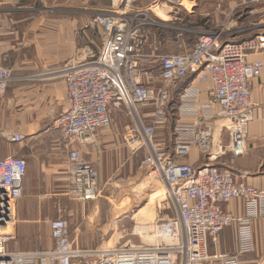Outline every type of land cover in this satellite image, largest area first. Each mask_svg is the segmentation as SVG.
Returning <instances> with one entry per match:
<instances>
[{"label":"built area","instance_id":"1","mask_svg":"<svg viewBox=\"0 0 264 264\" xmlns=\"http://www.w3.org/2000/svg\"><path fill=\"white\" fill-rule=\"evenodd\" d=\"M182 1L156 0L136 7L139 0H111V7L89 22L103 31L100 53L92 60H71L36 76L65 84L68 107L55 128L68 148V196L81 204L98 199L96 166L71 145L93 143L94 134L110 126L111 111L124 110L131 125L122 134L123 143L130 157L141 156L138 169L144 177L161 184L164 202L175 212V234L166 244L85 249L74 247L68 222L60 217L49 222L51 251L10 253L7 247L15 240L16 204L23 195L26 163L6 157L0 160V264H240L239 256L251 251L248 225L252 219L264 221V191L238 181L230 170L194 166L184 159L197 148L210 160L214 147L210 122L216 126L221 154L238 158L248 151L246 139L253 119L250 85L264 72V61L248 62L247 56L264 49V35L227 42L222 38L227 32L222 30L192 31L199 37L191 48L146 56L144 48L157 50L165 32L186 30L172 24L180 19V12L189 14ZM237 1L253 7L261 0ZM145 58L154 65L151 71L142 67ZM191 74L209 80L205 101L197 89L187 86L178 96L179 105H174L173 91ZM10 82V70L0 65V95ZM176 114L190 116L193 122L175 125L172 146L160 144L156 131L166 128ZM223 132L226 147L221 143ZM3 137L11 144L24 139L16 132ZM231 200L243 203L245 218L222 209ZM233 224L238 225L239 253L210 255L209 245Z\"/></svg>","mask_w":264,"mask_h":264},{"label":"crops","instance_id":"2","mask_svg":"<svg viewBox=\"0 0 264 264\" xmlns=\"http://www.w3.org/2000/svg\"><path fill=\"white\" fill-rule=\"evenodd\" d=\"M155 1L139 0L136 7H145ZM187 1L195 4V0ZM110 7L111 0H0V65L8 68L11 75L7 90L0 95V160L19 157L26 163L23 195L16 204L15 240L7 247L10 253L51 251L53 241L49 222L61 217L67 220L69 226L77 217L74 207L80 202L76 203L67 194L65 164L68 148L63 145L55 128L56 120L68 107L65 84L60 79L36 76L71 60L94 59L101 51L104 35L100 27L92 28L89 22L97 15L96 11ZM196 7L194 5L193 8ZM158 14L166 18L162 13ZM163 36L161 40L166 42ZM247 38L243 36L239 40ZM172 40L177 42L179 37L173 36ZM159 48L153 51L145 47L143 53L146 56L153 52L159 54ZM259 60L264 61V49L247 56L248 62ZM149 61V58L144 60L145 63ZM187 86L197 89L201 101H205L210 88L209 80L206 77L198 80L196 74H191L173 91L174 105H179L178 96ZM249 99L253 119L246 139L248 151L244 156L233 158L228 153L221 154L216 126L210 122L208 129L212 133L214 131L210 160L207 161L194 148L184 161L194 166L212 165L230 170L238 181L264 191V72L252 80ZM139 111L146 113L141 108ZM192 122V117L176 114L171 120L170 132L162 130L158 134L157 131V142L172 146L175 125ZM130 125L131 120L124 110L111 111L110 126L98 130L93 143L71 145L79 151L83 160L96 166L98 187L116 182L128 183L136 175L132 158L122 140L123 132ZM9 132L21 134L23 141L17 144L7 142L3 136ZM221 143L223 147L228 143L225 132L222 133ZM95 201L80 204L85 210L93 207ZM152 205L151 199L147 207ZM222 209L237 218H245L244 205L240 200H231ZM83 227L80 225L75 229L74 247L81 248L88 236L85 230L82 233ZM248 231L251 251L241 254L239 263L261 264L264 261V221L259 218L250 220ZM89 232L90 236L93 235L92 231ZM239 251L237 224L224 228L216 242L209 245L210 255Z\"/></svg>","mask_w":264,"mask_h":264},{"label":"rangeland","instance_id":"3","mask_svg":"<svg viewBox=\"0 0 264 264\" xmlns=\"http://www.w3.org/2000/svg\"><path fill=\"white\" fill-rule=\"evenodd\" d=\"M194 5L197 7L192 9ZM185 7L189 14L180 12V19L171 23L186 30L165 32L163 40L167 41H162V47L160 45L158 50L160 55L179 53L191 48L199 37L192 31L222 30L227 32L222 36L227 42H240L245 40H239L243 36L252 38L257 34L264 35V0L253 7L242 6L237 0H195V4L187 1ZM193 11L196 12L194 16ZM100 12L102 11H96L97 14ZM170 36H178L179 40L171 41ZM142 65L150 71L154 66L151 62ZM153 71L157 74L156 69ZM170 127L171 122L166 128L157 130L158 134L162 130L170 132ZM131 158L136 175L128 183L101 185L100 195L95 205L89 209L83 210L82 205L76 202L78 204H75L74 213L77 217L70 222L69 233L73 239L76 227L84 226L82 233L85 230L88 236L81 248L132 247L151 245L154 242L166 244L175 234L173 206L167 205L161 196L157 197L163 192L161 184L148 181L138 169L141 156ZM151 199L153 205L149 208L147 204ZM167 215L170 219L164 221ZM86 229L92 231L93 235L90 236L91 233Z\"/></svg>","mask_w":264,"mask_h":264},{"label":"bare ground","instance_id":"4","mask_svg":"<svg viewBox=\"0 0 264 264\" xmlns=\"http://www.w3.org/2000/svg\"><path fill=\"white\" fill-rule=\"evenodd\" d=\"M184 2H186V1H185V0H183V1H182V5H184V6H185V4H186V3H184ZM157 196H159V197H160V196H161V197H163V196H162V194H158ZM168 218L170 219V216H167V217L165 218V220H164V221L168 220ZM138 227H139V226H137V228H138Z\"/></svg>","mask_w":264,"mask_h":264}]
</instances>
